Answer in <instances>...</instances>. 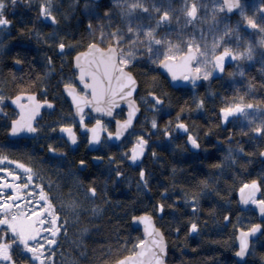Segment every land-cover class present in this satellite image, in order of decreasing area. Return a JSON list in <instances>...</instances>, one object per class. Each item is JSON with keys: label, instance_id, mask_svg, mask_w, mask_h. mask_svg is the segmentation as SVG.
Here are the masks:
<instances>
[{"label": "snow or ice", "instance_id": "1", "mask_svg": "<svg viewBox=\"0 0 264 264\" xmlns=\"http://www.w3.org/2000/svg\"><path fill=\"white\" fill-rule=\"evenodd\" d=\"M21 2L35 12L27 22L33 27H26L24 21H14L12 13L17 0H0V57L3 58V64L7 66L11 63L15 66L23 63L27 55L12 51L14 41L25 33L40 40L41 33L34 26L49 21L51 32L46 39L60 40L52 45L53 49L59 50L57 54L84 48V51H75L71 58L75 75L69 78L76 80L83 90L78 91L72 83L63 84L62 92L70 99L72 111L66 116L61 114V119L72 122L57 121L51 127H48L47 122L40 123L41 105L53 108L51 100H37L36 93L26 91H17L11 96L0 94V122L6 129V142L0 143V164L11 165L0 166V264H51L52 248L57 243L55 236L60 231L58 216L61 209L54 206L44 187L35 183L39 170L34 171L21 160L11 159L13 151L18 150L19 143L9 144L8 140L26 143L28 139L39 137L47 129L49 140L52 136H58L68 147L80 140L77 135L80 129L86 134L87 145H103L107 149L113 146L119 148V145H123L131 137L130 148L118 150L117 153L109 152L107 156L94 154L91 157V160L98 163L106 161L109 170L114 165L119 167L121 164L117 155L126 157L129 161H138L145 154L149 144L147 137L153 131L160 134L158 139L163 138L166 142L178 134L185 138L184 143L191 149H199V136L194 135L180 118L185 112L182 105L174 117H168L163 123L158 124L156 115H153L150 120L145 117L142 122L150 127H133V118H138L139 113L137 100L133 96L141 88L128 69L142 61L146 63L148 71L153 73L164 69V80L170 87L174 86L173 82L179 84L183 81L189 83L194 90L197 82L207 81L213 73L223 74L226 60H230L233 67L227 71V75L247 79L243 90L237 88L230 97L222 98L217 109L218 121L223 126H226V121H246V125L239 128L240 133L255 141L260 157H264V146H259L260 141L264 140V94L257 97L256 93V88H264V82L255 83L242 66L244 62L255 59L257 49L264 50V21L259 19L264 15V0H259L251 11L245 7L243 0H212L210 5L202 0H183L182 3L163 10L156 3L150 4L148 0H108L107 3L102 0H84L85 16L93 15L98 19L95 23L92 19L78 21L77 24L83 27L84 35L75 43L69 42L67 46L63 42L64 36L75 35L76 26H72L71 30L61 27L54 14L56 6L53 0ZM140 14H147L150 23L144 24L137 18ZM181 17L186 24L195 26L199 20L205 27L198 30L194 27L190 35L179 30L161 31L173 18L179 28ZM241 25L253 32L254 38L242 33ZM57 29L64 36H58ZM47 59L48 67H51L52 57ZM259 70L264 73V60ZM141 75L147 76V72ZM153 87L155 90H147ZM9 100L14 108L6 112L2 105ZM139 100L145 111L159 113L161 117L167 116L171 111L167 103L168 93L156 82L155 75L147 82L145 94L139 96ZM149 100L151 103H148ZM191 102L197 108L204 104L203 99L194 95ZM120 114L124 116L123 119L119 118ZM113 126L114 130H110ZM133 132L142 134L131 136ZM231 136L232 131L229 130V137ZM113 141L119 142V145H114ZM234 151L240 153L244 149L240 146L233 148L229 144L224 159L235 163ZM66 155L63 150L58 151L52 142L47 144L46 157ZM28 159L35 163L31 156ZM76 164L81 170L87 167L84 159L78 160ZM214 167L219 169L221 165L217 163ZM120 177L121 172L115 171V178ZM139 179L146 188L143 167L139 169ZM194 187L200 188V192L186 194L184 200L196 212L199 197L208 194L205 191L208 187L207 179H198ZM180 190L184 191L183 188ZM160 191L162 195H172L174 189ZM234 191L239 194V204L253 205V211L259 213L258 220L243 226L239 222V214L237 220L233 221L235 240L238 242L234 257L245 258L249 252L255 254V246L250 243V237L264 233V171L259 172L256 177L240 181ZM95 193L96 187L89 185L85 190V197L94 199ZM56 198L58 197H53ZM179 199L180 197L174 196L172 203L168 205L157 201L151 209L152 214L134 208L138 214L132 215L130 220L138 222L137 227L142 226V234L137 236L130 248L125 245L127 255H123V249L118 248L114 254L118 258L111 259V264H165L167 249L160 229L153 223V216H163L165 208L173 207ZM223 219H230L228 212L224 213ZM61 223L66 230L67 222ZM179 227L178 224L176 229H172L169 225V230L178 232ZM186 227L188 232L199 229L195 219H191ZM17 256L22 258L17 259ZM237 264H244V260L240 259ZM261 264H264V255L261 256Z\"/></svg>", "mask_w": 264, "mask_h": 264}, {"label": "trees", "instance_id": "2", "mask_svg": "<svg viewBox=\"0 0 264 264\" xmlns=\"http://www.w3.org/2000/svg\"><path fill=\"white\" fill-rule=\"evenodd\" d=\"M209 1L212 3V0ZM102 2L107 3L108 0ZM148 2L156 3L163 10L165 7L182 3L183 0H148ZM202 2L209 3L207 0ZM53 3L56 6L54 14L60 21L61 27H68L71 30L72 26H76L75 35L64 36V33L57 29L58 36H64L63 42L66 46L69 42L75 43L84 35L83 27L77 24L78 21L92 19L95 23L98 19L93 15L85 16L82 0H53ZM34 14L33 9L24 5L21 0H17L12 17L14 21H24L26 27H33L27 22ZM137 18L144 24L150 23L147 14H140ZM261 21H264V18ZM48 25L50 22L45 21L34 26L41 33L40 40L25 33L14 41L12 51H20L27 55L26 59H23L22 55L23 63L20 64V68L11 63L5 66L3 58L0 57V94L11 96L17 91H26L36 93L37 100H51L54 108L45 109L40 118V123L47 122L48 127H51L57 121L72 122L69 119H61V114L66 116L71 111L62 94V86L64 83H72V79L69 78L75 73L71 58L75 55V51H83L84 48L57 54L59 50L53 49L52 45L59 43L60 40L46 39L51 32ZM194 27L198 30L205 25L199 20L196 21L195 26L186 24L181 17L179 28L173 18V21L163 26L161 31L179 30L190 35ZM241 31L254 38L253 32L242 29ZM48 57H52L51 67H48ZM262 60H264V50L257 49L255 59L246 61L245 72L257 84L264 82V73L259 70ZM229 69L231 68L229 67L223 74L211 76L206 83L199 84L197 89L193 90L184 86L178 89L171 88L159 71L156 73L148 71L143 61L136 64L135 68H129L141 88L136 99L143 111L135 128L150 127L149 124L142 122L145 117L150 120L153 115H156L158 124L163 123L168 117H174L182 105L185 112L180 118L185 121L194 135L199 136L201 147L199 153L189 149L184 143L183 136L177 134L174 139L166 142L163 138L158 139L160 134L153 131L152 135L147 137L148 153L141 166L134 168L128 164L126 157L121 158L117 155L121 164L119 167L114 165L113 169L109 170L106 161L98 163L91 160V157L94 154L107 156L109 152L117 153L118 150L130 148L131 137L129 141L119 145V148L113 146L105 149L101 145L95 153L88 150L85 136H80L77 148H71L66 147L58 136H52L49 140L47 129L39 137L28 139L26 143L7 141L9 144L19 143L18 150L13 151L10 158L21 160L34 171L38 169L35 183L41 184L54 206L61 209L58 216L60 231L55 236L57 243L52 248L51 264H111V259L118 258L114 256L118 248L123 249V255H127L125 245L130 248L137 236L141 235V231L131 225L130 217L138 214L134 208L152 214L154 203L158 201L164 205L171 204L174 196L180 199L173 207H166L163 216H153L166 237L167 263L237 264L234 257L236 240L233 221L237 220L239 214V222L243 226L258 220V216L250 206L246 210L240 208L239 194L234 189L239 186L240 181L256 177L259 172L264 171V160L260 159L256 142L239 131L241 126L246 125V121L239 119L226 121V126L218 121L217 109L222 103V98L230 97L237 88L243 90L246 84V77H229L227 75ZM144 72H147V76L141 75ZM153 75L163 91L168 93L167 103L171 111L164 117L159 113L145 111L144 105L139 100V96L145 94L147 82ZM147 90L155 89L153 87ZM256 93L257 97H261L264 88H256ZM193 95L204 100L202 107L197 108L191 102ZM9 102L4 105L8 107ZM7 110L10 112V107ZM123 117L122 114L119 115V118ZM172 123L174 124L175 120ZM110 130H113V127ZM229 130L232 131L231 137ZM137 134L142 133L133 132L131 136ZM4 142H6V129L0 122V143ZM49 142H52L58 151L63 150L67 155L46 157ZM229 144L233 148L240 146L244 149L240 153L233 152L236 157L235 163L224 159ZM259 146H264V140L260 141ZM29 156L35 163L29 161ZM80 159L86 161V170L78 168L76 162ZM217 163L221 165L219 169L214 167ZM6 166L11 167L9 164ZM141 167L145 169L146 188L139 179ZM115 171L121 172L120 178H115ZM198 179H207L208 187L205 191L208 194L199 197L198 209L193 212L190 204L185 203L184 197L186 194L194 195L200 192V188L194 187ZM89 185L96 187L94 199L85 197V190ZM181 188L184 189L183 192ZM161 189L169 191L174 189V192L172 195H162ZM54 196L58 198L53 199ZM225 212L230 215L228 221L223 219ZM191 219L197 221L198 231H187L186 225ZM62 221L67 222L66 230L62 226ZM178 224L180 226L178 232L169 230V225L172 229H176ZM252 244L255 246V254L250 252L244 264H261V256L264 255V233ZM106 252L110 254L105 255ZM21 258L17 256V259Z\"/></svg>", "mask_w": 264, "mask_h": 264}, {"label": "water", "instance_id": "3", "mask_svg": "<svg viewBox=\"0 0 264 264\" xmlns=\"http://www.w3.org/2000/svg\"><path fill=\"white\" fill-rule=\"evenodd\" d=\"M82 1H84V0H82ZM102 1H103V0H102ZM243 1H244V0H243ZM16 66H17L18 68L21 67L20 64H17ZM73 68H74V64H73ZM128 71H129V70H128ZM159 72L164 76V69H159ZM133 76H134V75H133ZM75 81H76V80H75ZM76 83L79 85V83H78L77 81H76ZM173 85H174V86H172L173 88H177V87H179L180 83H179V84H175V83L173 82ZM79 86H80V85H79ZM80 87L82 88V86H80ZM63 94H64L65 99L69 102L70 107H71L70 99L67 98L66 93H63ZM136 94H137V93H134V96H133L134 99H135V97H136ZM10 103H11V101H10ZM11 105H12V104H11ZM137 105H138V102H137ZM138 106H139V105H138ZM12 107L14 108V105H12ZM43 108H44V106H43ZM43 108H42V109H43ZM71 109H72V108H71ZM140 115H141V109H140V107H139L138 118H137V117H134V118H133V121H134L133 127L135 126V124H136L137 120L139 119ZM80 134H85L84 130H80ZM113 144L117 145V144H119V142L113 141ZM77 145H78V142H77V144L72 145L71 147L76 148ZM99 147H100V145H95V144H93V145H91V146L88 145V149H89L90 152H95V151H97V150L99 149ZM189 148H190V146H189ZM190 150L193 151V152L198 153V152L200 151V147H199V149H191V148H190ZM146 153H147V150L145 151V154H143V155L141 156V158H140L138 161H129V160H128V163H129L132 167H137V166L141 165L142 162L144 161V158H145V156H146ZM260 159H261V160H264V157H260ZM86 168H87V167H85L83 170H85ZM238 201H239V195H238ZM254 207H255V206L252 205V207H251L252 211H253ZM240 208H241L242 210H246V209L248 208V205H241V204H240ZM253 212H254V211H253ZM254 213H255V214L258 216V218H259V213H257V212H254ZM263 222H264V221H262V223H263ZM153 223H154V225H155L156 228H159V227L156 225V222H155L154 217H153ZM137 224H138V222H132V221H131V225H132V227H133L134 229H140V230H141V234H142L143 228H142V226L137 227ZM159 229H160V228H159ZM160 234L163 236L164 241H165V245H166V249H167L166 255H167V259H168V245H167V241H166L165 235H164V233H163V231H162L161 229H160ZM262 234H263V233H260V234L256 235L255 237H250V243L252 244V242L255 241V240H257ZM237 244H238V242L236 241V246H237ZM249 253H250V252H249ZM249 253L246 255L245 258H238V257H235L236 261H239L240 259H243V260H244V263H245V261H246L247 258H248ZM167 259H166V261H165V264H168V263H167Z\"/></svg>", "mask_w": 264, "mask_h": 264}, {"label": "flooded vegetation", "instance_id": "4", "mask_svg": "<svg viewBox=\"0 0 264 264\" xmlns=\"http://www.w3.org/2000/svg\"><path fill=\"white\" fill-rule=\"evenodd\" d=\"M244 2V1H243ZM257 3H259V0H250V1H245L244 2V5H245V7L249 10V11H251L252 10V8H253V6L254 5H256ZM264 17H259V19H263ZM241 29L242 30H246V31H249L248 29H247V27L246 26H244V25H241ZM210 38V37H209ZM136 65V64H135ZM135 65L133 66V67H131V68H135ZM243 66V68H244V70H245V68H246V62H244V64L242 65ZM232 68L233 67V64H232V62L230 61V60H226V68H225V71L228 69V68ZM216 74H220V73H213V75H212V77L214 76V75H216ZM164 77V76H163ZM211 77H209V79H210ZM208 79V80H209ZM207 80V81H208ZM207 81H199V82H197V85H196V88L195 89H197V87H198V85L199 84H201V83H206ZM72 84H75L76 85V88H77V90L78 91H82L83 89L76 83V81L75 80H72ZM181 86H184V87H189V88H191V85L189 84V83H187V82H183V81H181L180 82V85H179V87H181ZM179 87H177V88H173V89H178ZM62 88H63V86H62ZM172 88V87H171ZM192 89V88H191ZM194 89V90H195ZM62 94H63V92H62ZM63 96H64V94H63ZM65 98V97H64ZM68 102V101H67ZM148 103H151V102H148ZM69 104V103H68ZM43 106H44V108H43ZM69 106H70V104H69ZM139 106H140V104H139ZM8 107H10V111L12 110V105H11V103L9 102V106ZM7 105H4L3 106V108H4V110L6 111V112H9L8 110H7ZM141 107V106H140ZM43 108V109H42ZM53 108H54V103H53ZM53 108H48V106L47 105H41V114H40V116H42V114H43V111L45 110V109H47V110H50V109H53ZM70 109H71V107H70ZM141 109H142V107H141ZM71 111H72V109H71ZM142 111H143V109H142ZM142 114V113H141ZM123 116V115H122ZM124 118V117H123ZM123 118H120V119H123ZM89 123L91 122V121H88ZM77 129H78V122H77ZM113 130H114V126H113ZM77 135H78V137H80V136H85L86 137V135H84V134H80V129H78V131H77ZM87 148H88V145H87ZM97 152V151H96ZM95 153V152H94ZM7 164L5 163V164H0V166H6Z\"/></svg>", "mask_w": 264, "mask_h": 264}, {"label": "rangeland", "instance_id": "5", "mask_svg": "<svg viewBox=\"0 0 264 264\" xmlns=\"http://www.w3.org/2000/svg\"><path fill=\"white\" fill-rule=\"evenodd\" d=\"M207 1L209 2L208 4L210 5V4H211L210 1H209V0H207ZM210 77H211V76H210Z\"/></svg>", "mask_w": 264, "mask_h": 264}]
</instances>
